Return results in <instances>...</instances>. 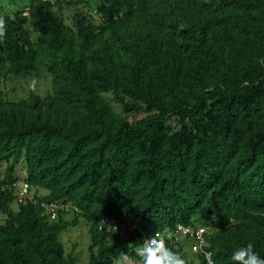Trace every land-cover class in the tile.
I'll return each instance as SVG.
<instances>
[{
    "label": "trees",
    "instance_id": "trees-1",
    "mask_svg": "<svg viewBox=\"0 0 264 264\" xmlns=\"http://www.w3.org/2000/svg\"><path fill=\"white\" fill-rule=\"evenodd\" d=\"M131 5H96L110 47L104 54L90 51L95 33L86 16L77 13L69 27L49 0H28L26 15L3 17L0 80L30 78L48 57L52 85L50 95L30 87L12 103L0 92V161L11 158L0 188V264H74L58 235L75 219L58 213L49 221L38 204L11 208L18 161L29 190L46 191L31 194L36 203H68L89 222L87 264L138 261V242L153 231L212 220L214 264H234L232 252L248 243L264 259V0H220L179 30L164 26L159 9L139 6L134 18ZM147 18L158 34L145 43ZM24 24L39 35L35 47ZM106 91L129 100L125 111L143 105L155 114L127 123L99 98ZM174 111L189 125L169 132L162 117ZM198 215L209 222H194ZM103 220L135 230L108 242ZM230 221L240 236L225 230ZM217 240L229 249L214 253Z\"/></svg>",
    "mask_w": 264,
    "mask_h": 264
},
{
    "label": "rangeland",
    "instance_id": "rangeland-1",
    "mask_svg": "<svg viewBox=\"0 0 264 264\" xmlns=\"http://www.w3.org/2000/svg\"><path fill=\"white\" fill-rule=\"evenodd\" d=\"M53 4V12L62 19L63 23L67 26H72L74 16L77 13H81L86 16L90 24L92 25L93 31L95 33V41L90 48V51L95 52L96 54H104L107 50L110 49L109 42L107 40V32L101 30L103 26V20L95 12V7L98 4L99 0H49ZM220 0H132L130 14L134 18L139 16V6L144 5L145 11L159 9L163 12L161 16V21L164 23L165 27L176 28L177 30L182 28H187L192 25H195L199 18L209 16L213 7ZM27 5L28 0H0V17L8 16L12 18L17 14H27ZM150 18H147V25L144 26L143 32L140 40L142 42L148 43L151 41V35L153 33L158 34V27L153 22L149 21ZM134 22L131 21L130 25ZM131 28V26H130ZM24 30L27 32L28 38L32 43L33 47L37 43V38L39 35L32 31L29 25L24 24ZM48 57L42 58L39 60V68L36 70L31 77L19 76L12 80H0V92L1 99L4 102L12 103L25 99L28 96L29 88L31 87L33 92L40 98L51 94V85L52 79L50 73L47 71L46 63ZM99 98L106 104V106L111 110L115 115L123 118L127 123H135L141 119H144L149 114L155 112L147 113L143 105L138 106L134 110L125 111L124 105L130 103L129 100L122 95H115L111 91L102 92L99 95ZM206 104H209V101H206ZM208 109L207 107L205 108ZM157 114V113H156ZM164 126L168 131L177 130L181 124L187 127L189 124L186 118H181L177 111L168 112V114L162 117ZM11 158H3L0 161V188L4 189L5 186L2 184V178L4 176L5 168L10 164ZM14 175L16 183L19 184L22 181V178L25 176L24 172V163L18 161L17 164L13 165ZM30 194L36 197H42L46 194V191L40 188H30ZM11 208L16 210L18 206L13 202ZM201 214V213H199ZM3 216L0 214V226L3 223ZM67 221H72L75 219V226L68 227L64 231H61L58 235V241L63 250L65 257L71 258L74 260V264H87L88 253V237L87 229L89 222L81 216H66ZM121 220V219H120ZM114 221V220H113ZM194 222H204L208 221L206 216L193 218ZM118 222V221H117ZM119 224H101L105 226L108 231L107 241L110 242L113 234H118L120 236L127 235V232L123 231V227ZM207 229L210 232L218 230L215 220L209 222ZM205 226V227H206ZM228 232H233L235 235L240 236L239 231L235 228L234 222L230 221L227 229ZM235 238L233 239V241ZM178 253L188 263H195V256L188 250L185 246L184 241L179 240L176 246ZM229 249L228 245L222 243L220 240H217L213 243L214 253L218 251L226 252ZM113 264H138V261L135 259H126V257H120Z\"/></svg>",
    "mask_w": 264,
    "mask_h": 264
},
{
    "label": "built area",
    "instance_id": "built-area-1",
    "mask_svg": "<svg viewBox=\"0 0 264 264\" xmlns=\"http://www.w3.org/2000/svg\"><path fill=\"white\" fill-rule=\"evenodd\" d=\"M15 189L14 202L16 205L20 204H38L41 209L42 215H44L49 221H54L58 213H63L64 215L77 214L79 211L68 203L59 202H39L32 198L28 185L21 181L19 184L14 183L11 185ZM103 223L119 224L115 221L103 220L99 223L98 228L101 227ZM123 231L127 232V235L133 233L135 226H130L121 223ZM152 233H159L162 237L166 239V243L169 245H176L179 240L184 241L185 246L188 250L201 258L203 264H209L211 261L213 263L212 254L208 249L209 246V231L207 227L199 224L184 225L180 223L174 224L170 228H164L159 231H153ZM151 233V234H152ZM150 234V235H151ZM140 243V241L138 242Z\"/></svg>",
    "mask_w": 264,
    "mask_h": 264
},
{
    "label": "clouds",
    "instance_id": "clouds-1",
    "mask_svg": "<svg viewBox=\"0 0 264 264\" xmlns=\"http://www.w3.org/2000/svg\"><path fill=\"white\" fill-rule=\"evenodd\" d=\"M6 35V23L0 17V43ZM124 255L123 253L121 254ZM135 256L138 264H186L180 253L171 249L166 243V239L159 233H152L140 240L139 246L135 249ZM126 259H131L127 258ZM234 264H264V259L253 250V244L236 248L231 255ZM209 264H212L210 261Z\"/></svg>",
    "mask_w": 264,
    "mask_h": 264
}]
</instances>
